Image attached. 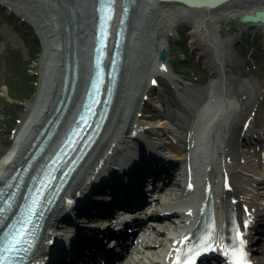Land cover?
<instances>
[{"label":"bare ground","instance_id":"bare-ground-1","mask_svg":"<svg viewBox=\"0 0 264 264\" xmlns=\"http://www.w3.org/2000/svg\"><path fill=\"white\" fill-rule=\"evenodd\" d=\"M1 1L10 5L18 2ZM21 1L27 2L28 9L38 12V16L43 14L45 20L42 28L48 36L53 32L57 35V45L44 50L41 57L44 69L41 84L33 99L27 102L28 109L24 117L18 119L19 126L14 130L12 144L0 159V191L4 188L7 193L23 195L34 183L42 184L61 170L60 161L65 159L64 164L68 166L65 175L70 181L66 184L67 187L60 190L63 194L47 221L46 230L49 233L44 234L43 240L45 237L49 240L54 235L64 236L68 240L54 249L50 262H59L58 259L63 256L75 262L89 257L107 260L115 256L130 235L127 221L133 222L130 217L123 219L122 216L125 215L120 209L126 210L138 204L141 197L135 187L139 180L146 186L163 180L158 187L165 188L160 190L162 194L157 198L155 208L147 206L140 212L156 216L157 221L150 223L145 234L138 231L135 235V242L142 237L128 264H184V259L192 252L189 240L195 239L201 231L202 206L205 203L203 191H206V195L211 192L215 200L214 233L209 241L226 244L232 239L236 247L239 240H243L245 245L253 242L252 238L250 240L251 230L258 227L261 221L264 225V190H254L251 187L252 181L245 180L244 177L243 183L237 184V174L231 170L234 166L231 160H234L233 147L236 145L232 140L239 139L247 116L255 112L256 108L253 107V101L249 100V95H246V100L242 103L234 99L235 91L228 85L227 75L230 71L236 72L238 68L235 70V67L239 63L229 55L226 51L228 49L225 50L223 42L216 39V34L210 29L208 17L220 14L233 18L241 15L243 20L245 15L257 16L264 10V0H132V4L128 3L129 0H117L108 63H111L116 47L117 31L126 5L131 7L127 22L129 40L125 42L126 54L115 102L111 107L112 114L95 145H89L88 148L85 147L84 136L90 122L84 127L79 126L75 133L70 131V127L78 125L95 71L93 55L99 0ZM52 11L58 19L61 15L60 26H57L54 15L50 14ZM156 18L180 19L182 23L187 22L193 27L192 38L201 40L196 47L198 54L210 69L209 84L204 90L184 89V82L172 73V64L168 65L167 59L158 63L156 52L165 48L167 41L155 40L154 33L158 30L155 27ZM142 29L143 32L148 30L147 33L142 35ZM218 35H221V28L218 29ZM138 40H144L145 44L141 46ZM76 69L79 70L78 75L75 73ZM164 73L171 76V81L177 85V99L187 96L183 99L187 109L180 108L175 114L168 113L166 117L152 121L144 118L146 115L142 113V109L149 98V90L155 86L151 82L158 81L156 77L162 78ZM149 76L151 77L148 78ZM235 81L247 92L256 86L246 73L238 76ZM9 96L17 100L10 91ZM18 103L23 104L20 100ZM154 106L164 110L162 103H155ZM177 114L185 116L190 122V143L185 140L189 132L181 133L176 126L184 127L183 119ZM50 121V126L46 128ZM95 125L92 122L91 126ZM245 129L255 130L250 125H246ZM68 144H72V147L65 153L63 149L68 148ZM183 144L185 147L181 146ZM36 151L37 158L31 159ZM50 153L56 155V162H48L52 160ZM146 153L150 157L138 162L137 158ZM230 156L232 157L229 158ZM170 160L178 162L175 169L171 170L174 166H171ZM152 161L158 162L153 170L155 175L150 173ZM28 162L30 166H34L27 169ZM107 170L117 179V184L111 183L112 187L107 189V182H114L109 179L111 176L108 174L101 181L103 186L100 193L90 194V199H87L91 203L71 209L72 214L68 215L76 195L87 191L90 184ZM170 173L174 176L172 183L166 184L164 178L169 177ZM38 174L39 182H33ZM186 180H189L188 183ZM192 183L195 184V189L188 185ZM261 183H264V179ZM116 189L120 196L117 194L116 197L113 193ZM112 198L116 199L112 201ZM229 198L232 199L231 203ZM260 202L262 204H257ZM100 207L103 209L100 210ZM227 208L230 209L228 214ZM160 211H164L166 216L159 220ZM92 217L99 219L96 220V226L104 227L89 233L83 228L86 229L84 223L92 222ZM210 225L209 220L207 230ZM200 243L198 240L195 245H201ZM247 248L250 249L249 246ZM49 250L47 242L40 243L34 258L45 261ZM127 256L125 254L119 264H123ZM247 260L249 264H264V257L248 256ZM216 261H221V257L216 255L204 264H214Z\"/></svg>","mask_w":264,"mask_h":264},{"label":"rangeland","instance_id":"rangeland-1","mask_svg":"<svg viewBox=\"0 0 264 264\" xmlns=\"http://www.w3.org/2000/svg\"><path fill=\"white\" fill-rule=\"evenodd\" d=\"M13 3V5L4 4L0 0V157L11 146L15 136L14 130L19 126L18 119L24 117L28 109L27 102L33 99L41 84L42 71H44L41 57L44 50L57 45V35H54L53 32V35L48 36L42 28L43 20H45L43 14L39 13L41 16H38V12L28 9L27 2L18 0ZM16 4L18 6H15ZM50 14L54 15L57 26H60L61 15L58 19L53 11ZM163 18H156L155 21V27L158 29L154 33L156 42L167 41V46L156 52L158 63L162 59L163 50H166L168 57L166 63L172 64V73L184 82V89L194 90L187 82H194L198 86L207 84L210 69L198 54L196 47L199 46L201 40L192 38L193 27L185 22L182 23L180 19ZM208 20L211 31L217 36L216 39L223 42L225 50L228 49L226 51L229 55L239 63L235 67V70L238 68L236 72L227 73L228 85L231 90L235 91L234 99L242 103L246 100V95H249V100L253 101V107L256 108L255 112L247 114L245 125H250L264 136V24L244 23L241 15L229 18L226 15L217 14L208 17ZM219 28H221L220 36L218 35ZM147 31L145 29L143 32L142 29V35ZM237 39H239L238 43L234 44L233 41ZM138 41L141 46L145 44L144 40ZM244 73L256 84L248 92L235 81L238 76ZM156 78L158 84L149 90V98L142 109V113L146 115L144 118L152 121L159 117L164 118L168 113L175 114L180 109L177 85L173 84L171 76L164 73L162 78L159 76ZM9 91L17 98L27 97L25 100H29L23 104L18 103L9 96ZM157 101L162 103L164 112L154 106L155 103H158ZM176 116L183 119L184 127L177 124L176 126L179 127L181 133H188L191 128L188 119L182 115L177 114ZM227 130L225 125V132ZM225 141H227V136ZM232 142L236 144L233 147L234 160H231L234 164L231 170L237 174L236 183L242 184L244 177L245 180L252 181L251 187H254V190L263 191L264 183H261V180L264 179V146H261L262 144L259 142L256 146L243 144L239 140H232ZM255 238L256 236L253 240ZM258 243H260L261 249L256 250L252 255L253 258L264 257L263 236L258 239ZM260 246L258 245V248ZM134 264L137 263L134 262Z\"/></svg>","mask_w":264,"mask_h":264},{"label":"water","instance_id":"water-1","mask_svg":"<svg viewBox=\"0 0 264 264\" xmlns=\"http://www.w3.org/2000/svg\"><path fill=\"white\" fill-rule=\"evenodd\" d=\"M109 2V1H107ZM129 4H132V0H129L128 2ZM261 13H258L257 16H253V15H245L243 17V21L245 22H249V21H252V22H264V10L263 11H260ZM261 14H262V17H261ZM260 15V16H259ZM162 58L165 59L166 58V50H163L162 52Z\"/></svg>","mask_w":264,"mask_h":264},{"label":"snow or ice","instance_id":"snow-or-ice-1","mask_svg":"<svg viewBox=\"0 0 264 264\" xmlns=\"http://www.w3.org/2000/svg\"><path fill=\"white\" fill-rule=\"evenodd\" d=\"M162 67H166V66H162ZM154 83H155V81H153ZM17 237H20V238H22V233H20V232H17ZM197 255H198V253H197ZM244 255H246V253H243L242 251L237 255V260H236V262H235V264H242V257L244 256ZM187 264H195V257H192L191 259H189L188 261H187Z\"/></svg>","mask_w":264,"mask_h":264},{"label":"trees","instance_id":"trees-1","mask_svg":"<svg viewBox=\"0 0 264 264\" xmlns=\"http://www.w3.org/2000/svg\"><path fill=\"white\" fill-rule=\"evenodd\" d=\"M26 98H27V97H24V98H17V97H16V99H17V100H20V101H25Z\"/></svg>","mask_w":264,"mask_h":264}]
</instances>
